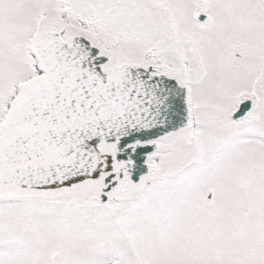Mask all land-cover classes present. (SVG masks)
<instances>
[{"label": "snow or ice", "instance_id": "6c2138e0", "mask_svg": "<svg viewBox=\"0 0 264 264\" xmlns=\"http://www.w3.org/2000/svg\"><path fill=\"white\" fill-rule=\"evenodd\" d=\"M0 264H264V0H0Z\"/></svg>", "mask_w": 264, "mask_h": 264}]
</instances>
